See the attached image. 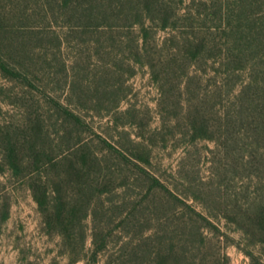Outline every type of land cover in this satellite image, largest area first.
<instances>
[{
  "label": "trees",
  "instance_id": "obj_1",
  "mask_svg": "<svg viewBox=\"0 0 264 264\" xmlns=\"http://www.w3.org/2000/svg\"><path fill=\"white\" fill-rule=\"evenodd\" d=\"M35 2V11L26 8L25 17L31 20L36 15L40 26L11 27L0 16V72L6 78L48 95L56 112L84 131L91 128L90 122L78 107L56 95L58 88L67 95L78 90L85 94L88 88L97 97L87 102L99 100L94 109L105 101L100 95L105 99L115 95L108 104L117 107L124 85L117 79L135 71L131 64L129 70L118 65L126 58L151 69L163 117V126L153 130L151 137H130L128 145L100 136L102 153L92 148V141L81 139L69 153L58 157L44 143L30 140L31 154L23 158L20 141L9 134L3 143L5 164L13 176L28 180L47 228L58 232L74 253L77 243L85 240L83 223L91 216L95 262L106 253L107 264H198L189 249L170 236L168 220L161 214L179 210L190 214L195 224H179L188 238L187 246L194 243L195 247L196 240L210 242L208 227L219 228L156 173L154 151L161 140H211L248 171L246 207L234 220L245 238L264 247V0ZM33 41L38 46H32ZM67 44L84 52L76 55L73 66L62 59L57 70L59 55ZM98 59L106 61L104 68L95 67ZM61 72L65 76L58 84L56 77ZM84 76L93 80L85 83L81 81ZM55 81L58 86L52 87ZM42 126L40 131L34 129L36 135L44 132ZM108 157L132 170L133 180L141 184L131 182L137 195L143 194L146 184L144 198L129 202L103 199L121 193V187L113 188L111 180L101 176ZM62 165H68V173L75 179L67 181L58 169ZM112 212L117 215L113 217ZM9 214L6 200L0 222ZM108 222L116 225L110 227ZM115 233L121 243L116 253H111ZM246 252L253 256L252 251Z\"/></svg>",
  "mask_w": 264,
  "mask_h": 264
},
{
  "label": "rangeland",
  "instance_id": "obj_2",
  "mask_svg": "<svg viewBox=\"0 0 264 264\" xmlns=\"http://www.w3.org/2000/svg\"><path fill=\"white\" fill-rule=\"evenodd\" d=\"M35 6V0H0V16L4 23L11 27L17 25L20 28L21 25L30 24L40 26L42 22H38L36 15L31 20L25 17V9L29 7L33 13ZM34 42L32 46H38ZM81 51L84 52L74 44H67L59 55L57 70L61 69L62 59H68L70 66L76 64L73 61ZM124 59L125 63L122 64L120 61L118 63L121 69L129 70L131 64L135 71L131 76L127 72L123 80L117 79L119 83L124 82L121 87L123 93L119 92L118 95L123 98L117 107L108 104L110 99H115V95H107L106 100L98 94L105 101L94 109L99 100L95 98L96 102H87L90 97L96 95L88 88V91H84L85 94L78 90L72 95H67L64 90L58 88L56 95L65 103H70L73 108L78 107V111L90 122L91 128L84 131L57 113L48 95L40 90L29 91L22 83L11 81L0 72V212L6 200L10 203L9 218L0 222V264H107L106 253L96 262L93 260L91 216L83 223L85 240L77 243L74 253L58 232L47 228L28 180L13 176L5 164L3 143L10 134L20 141L23 158H28L31 154L28 142L30 140L38 141L40 145L44 143L54 156L62 157L81 139L92 141V148L102 153L100 136L124 145L129 144L130 137L137 138L139 135L151 137L153 130L163 126L158 84L147 65L132 64L128 59ZM105 64L106 61L98 59L95 67L102 69ZM69 74L73 75L74 72L70 71ZM101 74L99 73L97 77L98 83ZM64 76L62 72L57 74L58 84H62ZM91 80L92 76L87 79L85 76L81 78L85 83ZM55 82L52 87L58 86ZM78 95L83 97L82 100H78ZM39 119L44 121L40 122ZM42 125L44 132L36 135L34 129L40 131ZM154 157L156 173L166 179L179 196L187 198L197 210L203 211L219 228L216 230L207 226L210 242L201 244L196 240L195 247L194 243L187 246L185 242L188 238L179 224L183 221L193 223L190 214L181 210L178 213L173 211L161 214L168 220L170 236L180 243L179 245L187 247L190 256L195 258L198 264H264V247L256 246L245 238L234 220L246 207L249 176L245 166L238 164L230 153L211 140L185 141L181 138L178 141L161 140L154 151ZM104 165L101 176L110 179L113 188L121 187L120 196L108 194L103 198L105 201L124 198V201L127 199L129 202L144 198L146 184L142 188L144 189L142 195H137L132 190L134 189L132 183L138 186L141 184L135 183L131 169L112 157L106 158ZM68 168V165H62L58 169L66 175L67 181L68 179L72 181L75 177L68 173ZM145 200L147 202V198ZM167 205L172 208L175 206L170 201ZM112 215L115 217L117 214L112 212ZM144 216L148 217L149 214ZM132 217H138V214L130 218ZM200 223L206 224L203 221ZM109 224L110 227L116 225L113 222ZM110 243L111 253H116L121 237L113 234ZM246 251H252L253 256ZM226 255L228 259L225 258ZM73 257H77V262H73Z\"/></svg>",
  "mask_w": 264,
  "mask_h": 264
}]
</instances>
